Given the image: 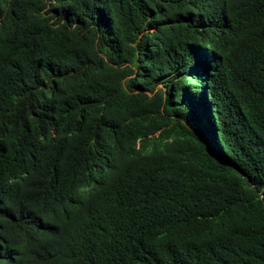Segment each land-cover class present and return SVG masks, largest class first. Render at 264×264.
I'll return each instance as SVG.
<instances>
[{"label": "trees", "instance_id": "1", "mask_svg": "<svg viewBox=\"0 0 264 264\" xmlns=\"http://www.w3.org/2000/svg\"><path fill=\"white\" fill-rule=\"evenodd\" d=\"M0 264H264V0H0Z\"/></svg>", "mask_w": 264, "mask_h": 264}, {"label": "rangeland", "instance_id": "2", "mask_svg": "<svg viewBox=\"0 0 264 264\" xmlns=\"http://www.w3.org/2000/svg\"><path fill=\"white\" fill-rule=\"evenodd\" d=\"M150 145H151L150 143H149V144H147V147H150Z\"/></svg>", "mask_w": 264, "mask_h": 264}]
</instances>
